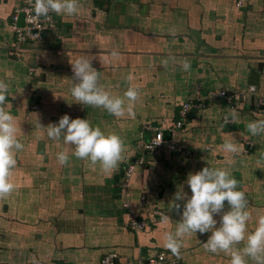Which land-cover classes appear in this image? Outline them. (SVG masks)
<instances>
[{"label": "crops", "instance_id": "1", "mask_svg": "<svg viewBox=\"0 0 264 264\" xmlns=\"http://www.w3.org/2000/svg\"><path fill=\"white\" fill-rule=\"evenodd\" d=\"M79 2L74 17L53 13V29L16 60L7 50L13 38L10 17L21 0H0V80L9 84L5 108L19 121L18 139L24 144L10 177L16 190L0 199V264H99L108 252L122 262L160 252L176 258L162 241L163 232H174L180 219L171 201L181 189L190 196L187 176L207 166L229 168L239 181L253 216L251 230L255 217L264 213V161L257 164L264 156V134L253 137L246 127L264 119L255 100L264 95V0H243L239 7L236 0ZM113 50L119 58L106 63ZM81 56L92 59L100 84L111 94L122 95L129 86L139 89L134 119L73 102L70 62ZM165 59L167 67L161 63ZM184 60L191 64L189 71L182 70ZM250 86L254 95L238 103L240 119L234 123L223 125L230 110L221 99L201 103L210 91L238 93ZM30 101L39 106L36 111L28 109ZM188 101L195 108L175 138L180 151L163 148L134 164L136 140L151 134L147 125L169 126L178 106ZM65 114L123 139L126 151L117 172L102 174L98 165L75 157L67 166L58 165L55 154L65 146L49 139L37 123L47 127ZM226 134L244 145L231 165L220 149L230 138ZM127 164L133 171L126 181ZM155 208L171 221L161 219L140 232L129 229L132 219L146 218ZM209 235L185 237L178 260L228 264L223 253L203 249Z\"/></svg>", "mask_w": 264, "mask_h": 264}, {"label": "clouds", "instance_id": "2", "mask_svg": "<svg viewBox=\"0 0 264 264\" xmlns=\"http://www.w3.org/2000/svg\"><path fill=\"white\" fill-rule=\"evenodd\" d=\"M29 4L32 5L27 17L30 22H38L42 18L50 20L53 13L74 17L81 10L79 0H29ZM119 56L118 51H111L106 63L111 64ZM91 60L81 56L70 62L73 102L101 108L116 118L134 119L135 105L140 100L139 89L129 86L122 95L111 94L100 84V72L92 67ZM161 63L167 67L169 60H162ZM181 67L189 71L191 64L184 60ZM8 96L9 84L0 80V199L8 198L16 190L10 177L17 167L16 155L24 149V144L18 139L21 133L19 121L5 108ZM239 119V112L233 108L224 115L223 125ZM37 125L46 129L49 139L65 146L55 154L60 166H67L70 157H75L87 161L90 166L98 165L102 174L113 175L123 161L126 151L123 139L115 133L105 134L87 119H70L65 114L58 123H50L47 127ZM246 127L251 136L259 137L264 134V119L250 121ZM226 135L230 138L220 145V149L231 165L244 153V145L237 142L232 134ZM262 161L264 156L257 159V164ZM186 184L191 195L188 196L182 189L175 193L171 209L180 215V219L174 232H163V247L179 259L185 237L210 233L206 242H200L205 252L223 253L229 257L228 264H264V213L255 217L254 225L249 230L248 222L253 220L247 210L249 201L245 192L238 190L239 181L231 175L229 168L204 167L195 174H189ZM225 202L227 211L224 210ZM214 216H219V221ZM170 221L168 215L163 217V222Z\"/></svg>", "mask_w": 264, "mask_h": 264}, {"label": "built area", "instance_id": "3", "mask_svg": "<svg viewBox=\"0 0 264 264\" xmlns=\"http://www.w3.org/2000/svg\"><path fill=\"white\" fill-rule=\"evenodd\" d=\"M242 3L243 0H236L237 7L241 6ZM31 6L29 0H21L20 5L15 8L10 17L9 27L13 36L12 42L7 50V55L10 58L21 60L29 46L39 42L48 31L53 29L54 21L52 19V14L50 20H44L42 18L38 22H30L27 19L28 10ZM19 15L23 16V24L21 26L17 24ZM254 92V86L248 87L245 92L238 93H232L225 90L210 91L207 93V96L201 100V103L205 106L207 101L219 98L225 103L229 110L233 108L237 109L238 103L241 102L246 95H254ZM255 100L256 107L260 109L261 112H264V95H259ZM193 108H195L194 102H184L178 106L175 120L169 126L161 124L158 127H153L152 125H147L145 130L151 132V134L146 138L144 134L141 133L140 137L136 140L134 148L139 153V157L137 158V161H134L133 163L141 164L144 161L146 154L163 148L180 151L175 138L180 131L183 130L187 116ZM165 133H167L169 137L166 138ZM250 145L251 144L248 142L246 147L249 149ZM248 149H245V152ZM181 153L186 156L189 155V152L185 150L181 151ZM132 171L133 165L127 164L124 173V179L126 181L130 178ZM140 201L145 203V198L141 197ZM163 217V212L155 208L146 218L132 219L129 222L128 227L133 232L144 231L147 230L150 225H155L159 220L163 219ZM99 264H182V262L176 258L167 257L163 252L157 253L147 259L122 262L118 254L115 252H108L101 257Z\"/></svg>", "mask_w": 264, "mask_h": 264}, {"label": "rangeland", "instance_id": "4", "mask_svg": "<svg viewBox=\"0 0 264 264\" xmlns=\"http://www.w3.org/2000/svg\"><path fill=\"white\" fill-rule=\"evenodd\" d=\"M33 100V99H32ZM38 105H37V103H35V102H31L30 101V104H29V107H28V109H30V110H32V111H36L37 109H38Z\"/></svg>", "mask_w": 264, "mask_h": 264}, {"label": "water", "instance_id": "5", "mask_svg": "<svg viewBox=\"0 0 264 264\" xmlns=\"http://www.w3.org/2000/svg\"><path fill=\"white\" fill-rule=\"evenodd\" d=\"M23 16L22 15H19V19H18V25L21 26L23 24Z\"/></svg>", "mask_w": 264, "mask_h": 264}, {"label": "trees", "instance_id": "6", "mask_svg": "<svg viewBox=\"0 0 264 264\" xmlns=\"http://www.w3.org/2000/svg\"><path fill=\"white\" fill-rule=\"evenodd\" d=\"M165 137L167 138V137H169V135L167 133H165Z\"/></svg>", "mask_w": 264, "mask_h": 264}]
</instances>
